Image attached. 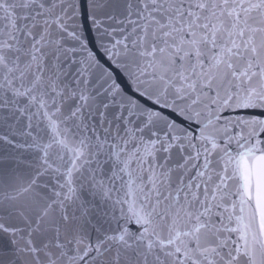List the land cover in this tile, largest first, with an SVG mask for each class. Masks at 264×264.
<instances>
[{
  "label": "snow or ice",
  "instance_id": "obj_1",
  "mask_svg": "<svg viewBox=\"0 0 264 264\" xmlns=\"http://www.w3.org/2000/svg\"><path fill=\"white\" fill-rule=\"evenodd\" d=\"M0 264H264V0H0Z\"/></svg>",
  "mask_w": 264,
  "mask_h": 264
}]
</instances>
